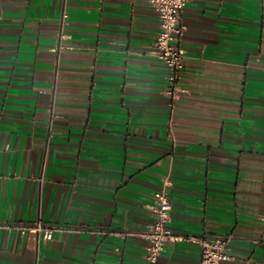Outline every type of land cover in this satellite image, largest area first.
<instances>
[{
    "label": "crops",
    "instance_id": "1",
    "mask_svg": "<svg viewBox=\"0 0 264 264\" xmlns=\"http://www.w3.org/2000/svg\"><path fill=\"white\" fill-rule=\"evenodd\" d=\"M183 22L173 98L150 0H0V264H144L166 180L164 264H200L203 235L264 260V0ZM38 220L62 229L16 227Z\"/></svg>",
    "mask_w": 264,
    "mask_h": 264
},
{
    "label": "built area",
    "instance_id": "2",
    "mask_svg": "<svg viewBox=\"0 0 264 264\" xmlns=\"http://www.w3.org/2000/svg\"><path fill=\"white\" fill-rule=\"evenodd\" d=\"M150 1L160 19V31L154 40V50L171 70L170 87L167 93L176 98L183 91L179 86L180 73L186 64V49L182 45L186 33L183 12L189 0ZM169 185L167 180L164 181V186L155 193L153 208L156 218L145 231L139 233L147 240L144 264H164L160 257L165 250L166 243L181 238L174 234L171 227L173 219ZM16 227L22 234L36 233L44 240H52L56 232L62 229L48 225L42 220L18 224ZM127 234L136 233L128 232ZM192 239L199 242L201 246L200 264H232L234 256L230 251L229 236L203 235L192 237ZM246 264H264V260L246 262Z\"/></svg>",
    "mask_w": 264,
    "mask_h": 264
}]
</instances>
